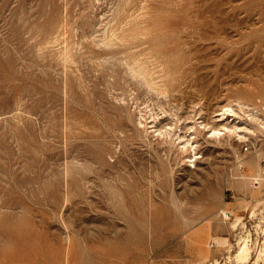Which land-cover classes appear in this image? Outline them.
<instances>
[{
	"label": "rangeland",
	"instance_id": "1",
	"mask_svg": "<svg viewBox=\"0 0 264 264\" xmlns=\"http://www.w3.org/2000/svg\"><path fill=\"white\" fill-rule=\"evenodd\" d=\"M128 1L0 0V264H239L240 232L264 264V181L237 163L264 178V133L205 129L196 166L152 133L264 115V0Z\"/></svg>",
	"mask_w": 264,
	"mask_h": 264
},
{
	"label": "bare ground",
	"instance_id": "2",
	"mask_svg": "<svg viewBox=\"0 0 264 264\" xmlns=\"http://www.w3.org/2000/svg\"><path fill=\"white\" fill-rule=\"evenodd\" d=\"M128 1V0H127ZM143 1V0H142ZM124 2H126V1H124ZM129 2V1H128ZM144 2V1H143ZM146 2H148V1H146ZM131 3V2H130ZM133 3V2H132ZM141 3V2H140ZM125 4H127V2L125 3ZM133 5H135V4H133ZM123 6V5H122ZM121 6V7H122ZM140 7H141V5H139ZM133 7V6H132ZM137 7V6H136ZM145 8V7H144ZM121 9V8H120ZM124 9H126V8H124ZM132 10V9H131ZM142 10H145V9H142ZM117 11V10H116ZM138 11H141L140 10V8H139V10ZM125 12H126V10H125ZM129 12V11H128ZM131 12V11H130ZM130 12H129V14H130ZM136 12V11H135ZM134 12V13H135ZM117 13H118V11H117ZM119 13H121V11L119 12ZM125 14V13H124ZM128 14V15H129ZM119 14H117V16H118ZM120 15H122V14H120ZM119 15V16H120ZM126 15V14H125ZM124 15V16H125ZM144 15V14H143ZM123 16V15H122ZM127 16V15H126ZM126 16H125V18H126ZM130 19L131 17H127V19ZM124 19V18H123ZM127 19H125L124 20V22L127 20ZM128 19V20H129ZM135 19V18H134ZM114 20V19H113ZM66 21V20H65ZM132 21V20H131ZM136 21V20H135ZM123 22V23H124ZM128 22V21H127ZM63 23V22H62ZM62 23H60V24H62ZM130 23V22H129ZM145 23V22H144ZM135 24V23H134ZM138 24H139V22H138ZM117 25H118V21H117ZM122 25V24H121ZM133 25V24H132ZM60 26H62V25H60ZM60 26H58V27H60ZM64 26V25H63ZM65 26H67V25H65ZM126 25H124L123 26V28L125 27ZM128 26V25H127ZM139 26H140V24H139ZM58 27L56 26V28L58 29ZM68 27V26H67ZM117 27V26H116ZM119 27H121V26H119ZM64 28V27H63ZM128 28H130V27H128ZM134 28V27H133ZM137 28V27H136ZM56 29V30H57ZM60 29V28H59ZM113 29H115V28H113ZM145 29V28H144ZM61 30H62V28H61ZM65 30H68V28L67 29H65ZM119 30V29H118ZM139 30V29H138ZM63 31H64V29H63ZM121 31V30H120ZM130 31V30H129ZM145 31V30H144ZM113 32L114 31H112V35H114L113 34ZM139 32V31H138ZM141 32V31H140ZM115 33V32H114ZM132 33V32H131ZM118 34V33H117ZM139 34V33H138ZM120 35H122V33L120 34ZM119 35V36H120ZM124 35V34H123ZM128 35H129V33H128ZM132 35H134V34H132ZM131 35V37H133ZM144 35V34H143ZM114 36H116V35H114ZM114 36H113V38H114ZM126 36V35H125ZM139 36V35H138ZM121 37V36H120ZM119 37V38H120ZM128 37V36H127ZM130 37V36H129ZM127 38V39H130V38ZM144 37V36H143ZM146 37V36H145ZM106 38V40L109 42V39L107 38V37H105ZM119 38H116V40L117 39H119ZM124 38V37H123ZM123 38L121 39V40H123ZM152 38V37H151ZM106 40H104V42L106 41ZM112 39H110V41H111ZM120 40V39H119ZM119 40H117L116 41V44L119 42V45H120V43H121V41H119ZM125 41H126V39H124ZM112 41H114L115 42V38H114V40H112ZM129 41V40H128ZM132 41H133V39H132ZM134 41H135V39H134ZM108 42L106 43V44H108ZM113 42V43H114ZM138 42V41H137ZM150 42V41H149ZM111 42H109V44H110ZM112 43V44H113ZM123 43H124V41H123ZM127 43H129V42H127ZM133 43V42H132ZM143 44V43H142ZM111 45V44H110ZM109 45V46H110ZM115 45V44H114ZM146 45H147V43H146ZM149 45V44H148ZM151 45V44H150ZM113 46V45H112ZM124 46V45H123ZM133 46V45H132ZM159 46V45H158ZM119 47H122V46H119ZM125 47H127V46H125ZM143 47V46H142ZM155 47V46H154ZM156 48V47H155ZM127 49V48H126ZM140 49H141V47H140ZM120 50H121V48H120ZM132 50H133V47H132ZM134 50H135V48H134ZM124 51V50H123ZM129 52L131 51V50H128ZM128 51L126 52V53H128ZM152 51H153V49H152ZM151 51V52H152ZM132 52L133 51H131L130 53L132 54ZM135 52H136V50H135ZM138 52V51H137ZM142 52V51H141ZM126 53H124V55L126 54ZM148 53V52H147ZM143 54H144V52H143ZM129 55V54H128ZM126 56H127V54H126ZM125 56V57H126ZM135 56H137V55H134V58H135ZM145 56V55H144ZM150 56V55H149ZM153 56V55H152ZM127 57H129V56H127ZM131 57V56H130ZM132 58V57H131ZM130 58V60H133V59H131ZM137 58V57H136ZM135 58V62H137V60L138 59H136ZM139 58V57H138ZM162 58V57H161ZM170 58H171V56H170ZM118 59H119V57H118ZM122 59V58H121ZM128 59V58H127ZM127 59H125V60H127ZM144 59V58H143ZM146 57H145V61H146ZM168 59V58H167ZM116 60V59H115ZM129 60V59H128ZM127 60V61H128ZM129 60V61H130ZM148 60H149V58H148ZM161 60H163V59H161ZM117 61V60H116ZM128 61V62H129ZM140 61V60H139ZM143 60H141V62H142ZM145 61H144V64H146L145 63ZM118 62H121V60L120 61H118ZM128 62H126V64L128 63ZM133 62V61H132ZM134 62V63H135ZM141 62H138L137 64H140ZM146 62H148V61H146ZM150 63V62H149ZM125 64V65H126ZM148 64V63H147ZM175 64V63H174ZM128 65V64H127ZM129 65H130V63H129ZM128 65V66H129ZM132 65V64H131ZM150 65V64H149ZM170 65V64H169ZM133 66V65H132ZM140 66H142V65H140ZM137 67V66H136ZM143 67H145V65L144 66H142V68L141 67H138L137 69L136 68H134L133 67V70H136L135 72L137 73L138 72V74L139 75H143V76H146V75H144V70H143ZM148 67V66H147ZM176 67V66H175ZM129 68V67H128ZM130 68H131V66H130ZM177 68V67H176ZM150 69V68H149ZM148 69V70H149ZM173 69V68H172ZM126 70H128V69H126ZM110 72H112L113 73V71H110ZM128 72V71H127ZM134 72V73H135ZM133 72H132V74H134ZM149 73V72H148ZM152 73V72H151ZM129 74V73H128ZM131 73H130V75H132ZM146 74V73H145ZM150 74V73H149ZM118 75V74H117ZM115 77H116V75H114ZM133 76V75H132ZM135 76V75H134ZM149 77V76H148ZM173 77V76H172ZM176 76H174V78H175ZM151 78V77H150ZM174 80V79H173ZM176 80V79H175ZM141 82H142V80H140ZM164 81V80H163ZM179 81V80H178ZM138 82H139V80H138ZM174 81H172V83H173ZM144 83H146V81H144L143 80V84ZM171 83V84H172ZM175 83H177V82H175ZM148 84V82L146 83V84H144V85H147ZM149 84H150V82H149ZM148 84V85H149ZM163 84H164V82H163ZM163 84H161V85H163ZM169 84V83H168ZM167 85V84H166ZM176 85V84H175ZM142 86V85H141ZM149 86H151V85H149ZM148 86V87H149ZM173 86V85H172ZM144 87H146L147 88V86H144ZM150 88H152V87H150ZM149 88V89H150ZM157 89V88H156ZM165 89H167V88H165ZM169 89V88H168ZM155 90V89H154ZM164 89L162 88V87H158V90H156V91H159V92H157V94L159 93H161V94H163V96L165 95V97H168L166 94H165V91L166 90H164ZM174 90V89H173ZM151 91H152V89H151ZM170 92V91H169ZM232 101V100H231ZM238 101H240L239 102V104L241 105V100H238ZM230 102V101H229ZM228 102V104L225 106H223L222 108H221V113L220 114H218L217 116H220V117H222V119H218L217 121H216V123L215 124H213V125H208V124H204L203 123V121L202 122H195L194 121V123L195 124H193L192 126H190L189 127V129L188 130H190L191 129V134L190 135H188V137L186 138V136H187V134H185L186 133V131H185V133H184V131H183V133L185 134H183L182 135V128L181 127H179V133H181V134H179V133H177L178 132V130H176L177 128L175 127L176 125L175 124H173V126L175 127V128H173L172 126H169L168 128L166 127V125H162V123L160 122V125L159 124H157V120H154V122L153 123H156L155 124V126H153L155 129L154 130H152V133H156V135L157 136H159V137H161L162 139H164V140H167V139H169V141H170V143H174V137H176L175 138V140H179L180 142V144L178 145L179 147H180V145H181V152L183 151V152H188V151H190V150H192V152H193V156H192V158L190 159V163H192L193 164V166H196L195 164H196V161H197V159L200 157V152H197V147H198V144H197V142H196V138L198 137V136H200V135H202V133H203V130H205V129H207L208 130V132H206V133H208V134H210V136H209V138H215V140H216V138H221L222 136H224V135H229V136H231V135H235L234 137H236V135L239 137V140H240V142H242L243 140H247V135H248V137H249V134H251V133H255L257 130L260 132H263L264 133V115L263 116H260L259 114H257L258 112H259V110H256V112H254L253 111V109L251 110V111H248L247 113H248V116H249V118L250 119H248V120H250V123L248 122V120L247 119H245L246 121H244V122H242L243 123V125H239V124H237V123H234L233 122V124H232V122H231V124L230 123H228L227 122V120L229 119V116H235V115H237V112L235 111V108L236 107H233L230 103ZM238 104V103H237ZM234 106H236L235 104H233ZM239 105V106H240ZM238 106V105H237ZM240 108V107H239ZM243 108H244V105H243V107H242V105H241V110H243ZM250 108V107H249ZM254 108V107H253ZM237 110H239L238 108H236ZM258 109V108H257ZM247 110V109H246ZM245 110V111H246ZM248 110H250V109H248ZM244 111V112H245ZM240 112H238V114H239ZM239 116V115H238ZM141 117H143V116H141ZM230 117V118H231ZM261 117H263V118H261ZM237 118V117H236ZM238 118H240V117H238ZM233 119V118H232ZM231 119V120H232ZM243 119V120H244ZM242 120V121H243ZM141 121V120H140ZM156 121V122H155ZM142 122V121H141ZM247 122H248V125H247ZM255 123L256 125L255 126H257L256 128H255V126L253 127V126H251L252 124L251 123ZM145 123V122H144ZM172 125V124H171ZM250 125V126H249ZM151 126V127H152ZM178 127V126H177ZM188 128V127H187ZM187 128H186V130H187ZM147 129V128H146ZM149 130V129H148ZM193 130V131H192ZM147 131V130H146ZM181 131V132H180ZM189 131H187V133H188ZM190 133V132H189ZM253 134H251V135H253ZM262 134V133H261ZM192 136V137H191ZM158 137V138H159ZM189 137H191V138H189ZM205 137H207V136H205ZM208 138V137H207ZM209 138H208V140H209ZM162 139L160 140V141H162ZM163 140V141H164ZM207 140V139H206ZM225 140V139H224ZM159 141V140H158ZM159 141V142H160ZM168 141V140H167ZM211 141V140H210ZM217 141V140H216ZM200 142V141H199ZM237 142H238V139H237ZM165 144H168V143H166V142H164ZM176 143H178V142H176ZM223 143H226V142H224L223 141ZM221 144V143H220ZM200 145V144H199ZM224 145V144H223ZM222 144H221V146H223ZM170 146V145H169ZM226 146V145H225ZM172 147V146H171ZM179 147H178V149H179ZM231 147V146H230ZM235 148V147H234ZM175 149V148H174ZM236 149V148H235ZM172 150V149H171ZM180 152V153H181ZM184 154V153H183ZM182 154V155H183ZM187 155V154H186ZM197 155H199V156H197ZM264 155V154H263ZM189 156V155H188ZM188 156L186 157V158H188ZM260 154H257V157L258 158H253V157H250V158H243V160L241 159V160H239V161H237V163H238V172H240L239 173V179L240 180H242L243 182H247L248 180H251V179H256V180H258L259 181V183H260V181L262 180V181H264V178H262L261 177V172H262V169H261V166H260V164H259V162H258V159L260 158ZM184 157H185V155H184ZM183 158V157H182ZM185 158V159H186ZM183 160V159H182ZM189 160V159H188ZM187 161V160H186ZM189 165V164H188ZM190 166V165H189ZM246 168H248L249 169V171H246ZM234 170V169H233ZM232 176V175H231ZM89 181V180H88ZM231 182V181H230ZM94 183V182H93ZM107 184V183H106ZM111 184V183H110ZM251 184H252V182H251ZM96 185V184H95ZM250 185V184H249ZM97 186V185H96ZM251 186V185H250ZM260 187L261 186H259V187H254V186H251V189L253 190V191H256V190H261L260 189ZM110 190V189H109ZM95 192V191H94ZM112 193V192H111ZM258 193V192H257ZM118 197V196H117ZM119 199V198H118ZM117 203V202H116ZM225 205V204H224ZM227 206V205H226ZM225 206V207H226ZM256 208V207H255ZM222 210H220V212H221ZM254 211V210H253ZM255 213V211L253 212V214ZM252 216V215H251ZM256 216V215H255ZM253 217V216H252ZM211 221V220H210ZM241 219L240 218H237L233 223H232V229L234 230V231H237L238 230V227H239V225H240V223H241ZM262 223L264 224V221H262ZM258 225V224H257ZM259 227V226H258ZM212 224H211V222H207V223H205V224H203V225H201V226H199L196 230H194L193 232L194 233H192V235L193 236H200L201 234H203V233H209V232H211L212 231ZM263 231H264V228L262 229ZM239 234H241V236L240 235H238L239 236V239H238V243H237V245H238V249L236 250V253H235V255H234V257H235V259L237 260V262L239 263V264H247L248 263V261L250 260V258H251V248H250V239L251 238H249V235H247L246 236V234L245 235H243L242 234V232H240ZM250 234V233H249ZM205 236V235H204ZM204 236L202 237V238H198L197 240H202L203 238H204ZM237 236V237H238ZM67 237V236H66ZM201 237V236H200ZM252 242V241H251ZM223 244H225L226 243V241H223L222 242ZM252 244H253V242H252ZM264 244V243H263ZM264 246V245H263ZM260 253H262V252H260ZM264 253V252H263ZM263 255V254H262ZM259 256V255H258ZM261 256V255H260ZM264 256V255H263ZM228 259H230V257H228ZM261 259V258H260ZM263 259V258H262ZM198 264H219L218 263V261H216V262H213V263H198Z\"/></svg>",
	"mask_w": 264,
	"mask_h": 264
},
{
	"label": "built area",
	"instance_id": "3",
	"mask_svg": "<svg viewBox=\"0 0 264 264\" xmlns=\"http://www.w3.org/2000/svg\"><path fill=\"white\" fill-rule=\"evenodd\" d=\"M259 182L254 181L253 185L256 187V185H258ZM264 211V210H262ZM261 211V213H262ZM264 214V213H263ZM221 217L223 218V220L225 221H230L232 219V214L229 211H221Z\"/></svg>",
	"mask_w": 264,
	"mask_h": 264
}]
</instances>
